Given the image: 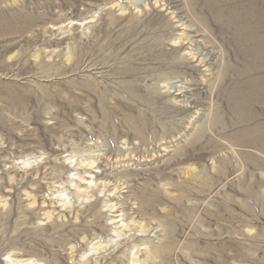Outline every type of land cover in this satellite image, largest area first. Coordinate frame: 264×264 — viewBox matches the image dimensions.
Listing matches in <instances>:
<instances>
[{"label":"rangeland","instance_id":"374dc122","mask_svg":"<svg viewBox=\"0 0 264 264\" xmlns=\"http://www.w3.org/2000/svg\"><path fill=\"white\" fill-rule=\"evenodd\" d=\"M254 15L264 0H0V264H264Z\"/></svg>","mask_w":264,"mask_h":264},{"label":"bare ground","instance_id":"6f19581e","mask_svg":"<svg viewBox=\"0 0 264 264\" xmlns=\"http://www.w3.org/2000/svg\"><path fill=\"white\" fill-rule=\"evenodd\" d=\"M238 4V3H237ZM244 7V6H243ZM227 12V11H226ZM227 14H229V13H227ZM246 16V15H245ZM244 16V17H245ZM259 16V15H258ZM253 16V17H251V18H245V19H247V20H245L244 18H240L238 21L241 23V29H240V32H239V34H238V37L240 38V40L243 42V45H245V50H250V51H252V52H254V54H255V56L256 57H259V55H261L262 54V52H263V50H264V28L262 29V27L264 26H260L261 24H263L264 23V18L261 16ZM247 17V16H246ZM236 34V33H235ZM237 38V37H236ZM244 47V46H243ZM242 51V50H241ZM249 52V51H248ZM251 52V53H252ZM246 53V52H245ZM254 56V57H255ZM263 56H264V54H263ZM262 56V57H263ZM261 57V56H260ZM261 57V58H262ZM249 58V57H248ZM249 60V59H248ZM264 60V59H263ZM257 61V60H256ZM256 68H258V67H256ZM259 72H261L260 70H259ZM258 73V72H257ZM256 73V74H257ZM255 74V73H254ZM259 74V73H258ZM252 75V74H251ZM261 75H262V73H261ZM247 76H250V75H247ZM256 76V75H255ZM242 78H243V76H241ZM240 77V78H241ZM254 77V76H253ZM239 78V79H240ZM252 78V77H251ZM254 78H256V77H254ZM258 78V77H257ZM245 79V78H244ZM249 79V78H248ZM247 80V79H246ZM258 79H256V81H257ZM264 80V79H263ZM262 80V81H263ZM258 82V81H257ZM256 83V82H255ZM254 82H253V84H255ZM260 84H262L261 82H259ZM256 84V86L257 87H261V85L260 84ZM263 83H264V81H263ZM252 84V85H253ZM263 85V84H262ZM240 86V85H239ZM256 87V88H257ZM259 87V88H260ZM254 88H255V86H254ZM253 88V89H254ZM255 88V89H256ZM263 88V87H262ZM261 88V90L263 91V89ZM252 88H251V84H250V91L251 90H253ZM239 90H241V89H239ZM244 90V92H245V90L246 89H243ZM242 91V90H241ZM261 91V92H262ZM243 92V91H242ZM242 92H240V94H242ZM244 92H243V94H244ZM264 92V91H263ZM248 93V92H247ZM257 93V92H256ZM248 94H250V93H248ZM247 94V95H248ZM246 95V94H245ZM250 95H252V96H249L248 95V97L246 98V101H245V99L242 101V96L240 97V98H242V99H240L241 100V102L242 103H246V107L247 106H251L252 104H253V102H254V100H253V98L252 99H250L251 97H253V95L255 96V94H250ZM257 95H259V94H257ZM260 96V95H259ZM259 96H258V98H259ZM263 96V94L261 95V97ZM244 98H245V96H243ZM256 97V96H255ZM264 97V96H263ZM258 98H255V99H258ZM238 99V100H239ZM262 99V98H261ZM258 100H260V99H258ZM257 100V101H258ZM259 102V101H258ZM255 103H256V100H255ZM238 104V103H237ZM244 104H243V106H244ZM258 104H260V103H258ZM257 104V105H258ZM254 105V104H253ZM256 106V105H255ZM259 106V105H258ZM245 107V108H246ZM239 108V107H238ZM257 133V132H256ZM261 133H263L262 131L260 132V134ZM259 134V135H260ZM264 135V134H263ZM263 135H260L261 137L263 136ZM264 137H262V139H263ZM259 139V138H258ZM261 139V138H260ZM261 139V140H262ZM85 166H86V164H85ZM91 181V180H90ZM86 183V182H85ZM94 184V183H93ZM89 190V189H88ZM117 190V189H116ZM116 193V192H115ZM118 223V222H117ZM115 224V223H114ZM20 263V262H19ZM22 263V262H21ZM24 263V262H23ZM137 263H138V261H137ZM139 264V263H138ZM141 264H142V262H141Z\"/></svg>","mask_w":264,"mask_h":264}]
</instances>
